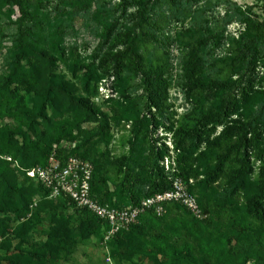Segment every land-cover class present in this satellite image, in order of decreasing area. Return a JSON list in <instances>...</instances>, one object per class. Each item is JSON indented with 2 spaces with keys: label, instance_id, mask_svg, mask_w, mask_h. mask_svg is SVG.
<instances>
[{
  "label": "rangeland",
  "instance_id": "374dc122",
  "mask_svg": "<svg viewBox=\"0 0 264 264\" xmlns=\"http://www.w3.org/2000/svg\"><path fill=\"white\" fill-rule=\"evenodd\" d=\"M87 1L85 5L77 0H0V166L16 170L18 189L29 194L24 213L16 220L0 213V264L239 261L246 247L237 237L244 239L256 227L247 208L261 182L260 161H250V171L243 177L238 178L243 163L231 160L205 178L218 164L217 145L211 143L221 126L212 129L207 120L198 124L188 113L193 101L175 87L148 96L135 74H128L126 68L113 71L101 54L106 47L103 29L120 16L118 0ZM231 1L241 6L253 2ZM237 29L234 24L227 27L232 35ZM50 68L87 98L95 111L83 116L66 97L43 96L38 88L45 85ZM12 70H17L14 82L20 84L10 100L1 82ZM38 112L56 134L47 152L36 135L25 132L31 117L34 125L40 124ZM84 141L91 150L82 156L77 146ZM187 143L191 147L182 159L190 174L184 179L176 159ZM26 163L32 166L24 168ZM62 167L83 179L88 197L98 205L114 209L128 205L122 181L127 174L148 193L139 203L152 198L157 207L142 209L133 223L110 232L105 220L65 201L63 195L53 196L27 174L32 169L48 172ZM226 187L232 188L229 211L221 210L222 201L214 196ZM161 233L166 239L159 238Z\"/></svg>",
  "mask_w": 264,
  "mask_h": 264
},
{
  "label": "trees",
  "instance_id": "16d2710c",
  "mask_svg": "<svg viewBox=\"0 0 264 264\" xmlns=\"http://www.w3.org/2000/svg\"><path fill=\"white\" fill-rule=\"evenodd\" d=\"M77 1L86 5L87 0ZM93 7L100 9L98 5ZM117 7L120 16L103 29L106 47L101 55L105 63L115 72L126 68L128 74H135L148 96L162 95L168 87H175L193 101L188 113L197 118L198 124L207 120L212 129L221 126L220 134L211 143L217 145L218 164L205 178L215 175L219 165L231 160L243 163L245 167L238 178L243 177L250 171V161H260L261 182L247 208V217L256 227L244 239L237 237L246 253L232 263L259 260L264 264V0H253L244 6L231 0H118ZM231 24L238 28L235 35L227 31ZM38 56L45 58L41 52ZM53 69L48 70L45 85L38 88L43 96H64L83 116L94 112V105L81 98ZM12 71L1 82L10 100L14 87L20 84L14 82L17 70ZM84 92L87 93L85 87ZM37 116L40 124L34 125L31 117L25 132L36 135L47 152L56 134L42 112ZM85 142L77 146L82 156L91 150ZM190 147L189 143L183 144L176 159L184 179L190 171L182 156ZM31 166L26 163L24 168ZM15 171L7 165L0 166V213L16 220L23 215L29 194L18 189ZM122 181L128 205H137L140 198L148 196L137 179L124 174ZM152 185L156 187L158 180ZM214 196L222 201L221 210H230L232 188L220 189ZM64 199L70 201L65 196ZM159 238L166 239V235L161 233Z\"/></svg>",
  "mask_w": 264,
  "mask_h": 264
},
{
  "label": "built area",
  "instance_id": "2783aa9c",
  "mask_svg": "<svg viewBox=\"0 0 264 264\" xmlns=\"http://www.w3.org/2000/svg\"><path fill=\"white\" fill-rule=\"evenodd\" d=\"M28 176L35 177V180L45 185L49 192L56 195H63L78 206L85 208L95 214L100 219L105 220L111 227V231L124 229L134 222L138 213L144 208L157 207L155 201L150 198L137 205H127L123 209H114L107 206L98 205L91 200L87 194V185L72 172L69 167H62L58 170H29ZM157 200V199H156ZM188 206L197 214L198 209L192 199H188Z\"/></svg>",
  "mask_w": 264,
  "mask_h": 264
}]
</instances>
